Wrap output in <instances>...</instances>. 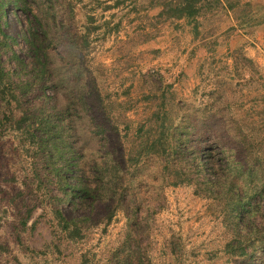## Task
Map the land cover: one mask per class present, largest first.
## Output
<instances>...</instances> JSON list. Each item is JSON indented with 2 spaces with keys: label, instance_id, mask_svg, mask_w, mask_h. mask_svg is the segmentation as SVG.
<instances>
[{
  "label": "rangeland",
  "instance_id": "obj_1",
  "mask_svg": "<svg viewBox=\"0 0 264 264\" xmlns=\"http://www.w3.org/2000/svg\"><path fill=\"white\" fill-rule=\"evenodd\" d=\"M157 1L26 0L25 11L6 9L5 33L17 37L13 50L23 59L18 36L30 29L42 37L35 16L47 17L53 91L69 105L88 167L126 160L138 169L132 176L141 182L140 237L126 241L119 210L70 239L52 214L59 195L52 179L11 123L0 128V264H249L226 247L234 234L224 201L175 184L179 170L145 149L161 126L178 128L195 140L191 145L208 149L243 204L254 207L251 220L264 225V0H241L234 9L206 0L192 21L166 19ZM243 19L252 25L240 27ZM221 36L233 37L234 48L226 49L231 45ZM10 110L20 117L19 107L0 101L1 118ZM60 206L68 218L87 212Z\"/></svg>",
  "mask_w": 264,
  "mask_h": 264
},
{
  "label": "trees",
  "instance_id": "obj_2",
  "mask_svg": "<svg viewBox=\"0 0 264 264\" xmlns=\"http://www.w3.org/2000/svg\"><path fill=\"white\" fill-rule=\"evenodd\" d=\"M205 1L158 0L156 6L160 7L161 15L166 19L192 21L200 14L201 5ZM217 1L227 9H234L241 0ZM119 3L121 2L106 8L117 7ZM10 7L25 11L27 3L26 0H0V101L8 109L12 104L16 105L20 108L21 115L14 119L11 110L4 113L2 118L0 115V128L13 123L38 152L41 167L50 176L51 183L59 193L51 208L53 217L70 239H81L83 230L88 225L95 220L108 223L121 210L127 218L126 241H139L140 221L135 209L140 203L136 192L141 182L135 183L132 176L138 169L130 170L132 166H128L126 160L116 167L101 166L98 162L93 163L92 168L88 167L86 157L75 144L73 128L70 126L69 105L53 91L50 54L47 50L52 38L47 17L42 18L44 13L35 16L42 29V37L30 29L18 36L26 45L27 58L23 59L13 50L17 37L5 33V13ZM247 15L243 18L249 17ZM251 25L252 22L243 19L240 27ZM93 29H97V26ZM82 45L87 46L86 37L82 40ZM3 55L5 60H2ZM79 101L83 105L87 103L82 91ZM156 133L153 138H147V154L159 155L165 159L166 169L174 167L179 170L176 172L175 184L195 185L200 192L223 200L234 234L227 249L230 253L243 257L249 264H257L264 255V225L251 220L254 207L243 204L235 183L220 174V167L215 165L212 154L205 146L199 142L191 145L195 140L185 137V133L178 128L161 126ZM99 134L104 137L107 146L108 136L104 132ZM196 141L199 139L196 138ZM121 173L129 175L127 181L122 178ZM60 205L87 212L80 217L68 218Z\"/></svg>",
  "mask_w": 264,
  "mask_h": 264
},
{
  "label": "crops",
  "instance_id": "obj_3",
  "mask_svg": "<svg viewBox=\"0 0 264 264\" xmlns=\"http://www.w3.org/2000/svg\"><path fill=\"white\" fill-rule=\"evenodd\" d=\"M229 18H230V24L229 25H232V26H234V18L230 15L229 16ZM230 32H234V31H230ZM236 32V31H235ZM219 33H221V32H218V34H216V35H214L213 37H216L217 35H219ZM237 33V32H236ZM224 37V38H223ZM222 39L224 40V39H227V38H225V36H221V37H219L218 38V40L221 42L222 41ZM229 42V45H231V46H229L228 48H227V46H226V49H233L234 48V46H232L233 45V43H235L234 42V39H233V37H232V39L231 40H225V44H227ZM197 43H198V41H196V45H197ZM235 45V44H234ZM202 65L200 64V66L197 68V64H196V68L197 69H200V67H201ZM196 84H198V82L196 81Z\"/></svg>",
  "mask_w": 264,
  "mask_h": 264
}]
</instances>
